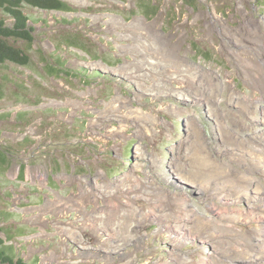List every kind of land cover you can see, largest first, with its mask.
I'll list each match as a JSON object with an SVG mask.
<instances>
[{
  "label": "rangeland",
  "instance_id": "1",
  "mask_svg": "<svg viewBox=\"0 0 264 264\" xmlns=\"http://www.w3.org/2000/svg\"><path fill=\"white\" fill-rule=\"evenodd\" d=\"M62 1L22 6L29 64L0 68V239L28 264H264V0Z\"/></svg>",
  "mask_w": 264,
  "mask_h": 264
},
{
  "label": "trees",
  "instance_id": "2",
  "mask_svg": "<svg viewBox=\"0 0 264 264\" xmlns=\"http://www.w3.org/2000/svg\"><path fill=\"white\" fill-rule=\"evenodd\" d=\"M27 5L44 11H68V5L62 0H0V10L5 17L11 20L10 24L5 22V18H0V68L6 63L18 66H27L29 56L22 49L9 42L21 40L30 43L33 40V28L28 25L29 18L22 11V6ZM74 40V39H72ZM76 45L73 42L72 45ZM50 74L62 73V64L57 68L48 67ZM67 73V71L65 72ZM5 153L0 152V163H4ZM11 238L5 241L0 239V264H28L19 257L11 245H7Z\"/></svg>",
  "mask_w": 264,
  "mask_h": 264
}]
</instances>
